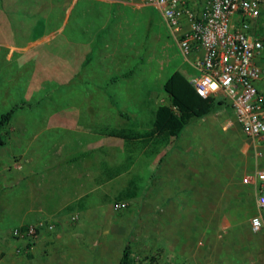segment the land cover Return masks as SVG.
Masks as SVG:
<instances>
[{
  "label": "rangeland",
  "instance_id": "374dc122",
  "mask_svg": "<svg viewBox=\"0 0 264 264\" xmlns=\"http://www.w3.org/2000/svg\"><path fill=\"white\" fill-rule=\"evenodd\" d=\"M5 6V0H0L1 17ZM148 8L134 13L128 9L119 17L125 26L122 40L113 38L110 45L123 44L115 63L124 67L120 74L130 70V75L117 78L120 83L109 91L100 87L101 80L98 86L86 85L81 76H55L54 67L47 75L36 60H18L35 51L28 50L27 44L19 48L25 41L10 35V23L5 28L0 23V116L14 110L0 129V249L4 247L0 260L10 247L15 226L43 224L40 232L53 236L62 231L63 239L69 236L66 229H77L71 235L75 244L66 246L70 258L79 264H119L124 251L130 264H205L224 252L230 264H264V228L253 234L245 225L249 222L237 226L232 236L216 232L215 222H186L187 242L178 249L189 252L181 263L177 254L168 258V202H164L168 188L164 179H155L161 155L171 143L147 147L107 135L111 130L136 133L149 129L155 107L167 100L164 81L174 71L188 74L162 18ZM45 63L49 62L44 61L43 66ZM230 113L226 107L227 115H223ZM200 121L188 128L206 131ZM82 152L89 155L71 162ZM129 182L137 187L134 202L128 200L127 210L112 214L108 207L117 202ZM147 184L154 188L152 193L145 189ZM150 196L155 203L148 204ZM257 211L256 206L253 216L260 214ZM48 224L52 230L45 227ZM80 229L91 233L83 237L86 242L79 243ZM201 231L205 235L195 239ZM17 248L15 243V251ZM31 248L22 255L28 263L33 261L28 257ZM15 251L14 260L6 257L4 261L20 264V254Z\"/></svg>",
  "mask_w": 264,
  "mask_h": 264
},
{
  "label": "crops",
  "instance_id": "0c3cea01",
  "mask_svg": "<svg viewBox=\"0 0 264 264\" xmlns=\"http://www.w3.org/2000/svg\"><path fill=\"white\" fill-rule=\"evenodd\" d=\"M203 1L188 0L187 3L195 8ZM5 4L3 17L0 16L1 27L5 28L10 23V35L25 41L19 48H25L27 44L28 50L35 51L25 53L24 56L20 54L22 56L18 60H36L41 66L40 69L46 68L47 75L50 74L51 67H54L52 71L55 76H81L86 85L98 86V81L101 80L100 87H105L107 91L113 85L119 84L120 80L117 78H122L126 73L120 74V69L124 67L115 63L116 59L120 60L118 51L123 44L120 47L110 45L113 38L122 40L120 35L122 36L125 26L124 20H119V17L124 16L128 9L134 13L141 8H148L139 2L130 3L126 0H5ZM250 34L262 43V51L256 57L255 63L264 67V10L251 27ZM12 42L13 40L10 41L11 44ZM6 44L9 42L6 41ZM44 61L49 63L43 66ZM187 72L189 77L191 71L187 69ZM65 80L62 82L71 81ZM255 88L264 95V80L256 82ZM168 103L167 98L163 105ZM225 109L221 104H216L212 114L200 119L206 125V131L201 132L186 126L184 130L188 128V132L182 131L175 146L161 155V168L158 169L155 180L164 179L168 188L164 199L165 203L168 202V258L177 254L181 258L180 263L189 252L178 249L187 242L189 225L184 223L215 222L216 232L223 231L232 236L237 226L250 222L256 211L259 182L244 184L242 180L246 176L252 178L256 172L264 171V146H255L236 124L228 128L227 132H221L220 127H217L218 115H227L224 114ZM262 185L264 193V182ZM145 189L152 193L154 188H149L147 184ZM135 198H132L133 202ZM146 199L148 204L156 202L152 196ZM128 200L130 199L122 201L129 203ZM113 203L108 207L112 214L127 210L114 211ZM257 214L264 226V210L258 209ZM245 225L250 228V223ZM66 231L69 236L65 239V235L60 234L62 231L53 236L41 231L37 244L28 253L33 261L25 262V256L20 254V264H36L35 260L39 264H79L77 259L70 258V250L66 246L68 242L74 243L71 235L74 236L77 229ZM203 232H196L193 237L196 239L204 236ZM90 234L80 229L77 236L82 240L79 243L86 242L83 237ZM193 241L196 244L198 238ZM14 242L12 240L10 247L3 252L4 257L0 264H8L4 261L6 257L14 260ZM176 244L179 245L176 247ZM3 249L4 247L0 249V254ZM224 255L225 252L219 259L209 258L205 264H230Z\"/></svg>",
  "mask_w": 264,
  "mask_h": 264
},
{
  "label": "built area",
  "instance_id": "2783aa9c",
  "mask_svg": "<svg viewBox=\"0 0 264 264\" xmlns=\"http://www.w3.org/2000/svg\"><path fill=\"white\" fill-rule=\"evenodd\" d=\"M126 1L139 2L160 15L191 71L188 81L195 92L231 110V115L219 118V127L226 130L236 124L255 146H264V95L255 88L256 82L264 80V67L255 63L262 43L250 34L264 10V0H204L195 8L188 6V0ZM242 181L259 182L256 203L263 211L264 171ZM126 207L123 201L112 204L114 211ZM249 223L254 234L264 227L260 215ZM45 227L52 230L53 226ZM38 228L43 224L29 226L24 233L15 229L13 234L18 240H32Z\"/></svg>",
  "mask_w": 264,
  "mask_h": 264
},
{
  "label": "trees",
  "instance_id": "16d2710c",
  "mask_svg": "<svg viewBox=\"0 0 264 264\" xmlns=\"http://www.w3.org/2000/svg\"><path fill=\"white\" fill-rule=\"evenodd\" d=\"M130 72L124 73L122 78H127ZM162 89L168 98V105H159L153 111V120L151 127L144 132L131 133L128 130H111L107 132L109 137L120 139L124 143L140 144L149 146H160L164 142H170L171 147L175 146L176 140L186 126L191 124L195 120H200L215 110L216 104L210 98L200 97L189 83L188 78L179 71H174L163 83ZM14 110L11 109L8 112L0 116V129L3 127L12 117ZM123 115V114H121ZM3 142L0 136V145ZM89 155V152H82L76 157L72 158L71 162L77 161L79 158H83ZM137 187L133 182H129L122 192L117 202L125 199H132L136 196ZM79 209H83V204ZM72 208H68L71 211ZM36 225V224H35ZM30 224H22L15 226L10 234L12 240L18 244L16 249L18 254H24L36 243V238L32 240H18L13 232L15 229L24 233ZM37 235L40 233V228L36 230ZM32 249V248H31ZM31 257V256H28ZM119 264H130L128 259V252L124 251Z\"/></svg>",
  "mask_w": 264,
  "mask_h": 264
}]
</instances>
